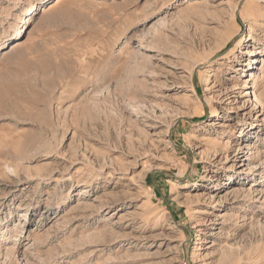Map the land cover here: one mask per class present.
<instances>
[{"label":"rangeland","instance_id":"1","mask_svg":"<svg viewBox=\"0 0 264 264\" xmlns=\"http://www.w3.org/2000/svg\"><path fill=\"white\" fill-rule=\"evenodd\" d=\"M0 264H264V0H0Z\"/></svg>","mask_w":264,"mask_h":264},{"label":"bare ground","instance_id":"2","mask_svg":"<svg viewBox=\"0 0 264 264\" xmlns=\"http://www.w3.org/2000/svg\"><path fill=\"white\" fill-rule=\"evenodd\" d=\"M34 5V7L36 6V7H38V5H36V4H33ZM31 8H29L27 11H29ZM25 21V24H27L28 23V20L27 19H25L24 20ZM23 28H24V26L21 28L22 30H23ZM20 29V28H19Z\"/></svg>","mask_w":264,"mask_h":264}]
</instances>
